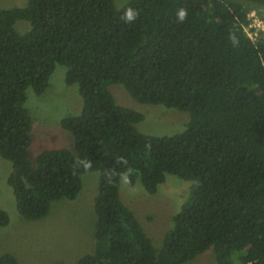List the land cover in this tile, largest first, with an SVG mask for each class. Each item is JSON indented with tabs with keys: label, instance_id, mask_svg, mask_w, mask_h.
Returning <instances> with one entry per match:
<instances>
[{
	"label": "trees",
	"instance_id": "obj_1",
	"mask_svg": "<svg viewBox=\"0 0 264 264\" xmlns=\"http://www.w3.org/2000/svg\"><path fill=\"white\" fill-rule=\"evenodd\" d=\"M248 17L229 0L0 7V157L12 164L7 184L19 216L45 219L54 203L79 197L87 173L98 172L94 251L75 264H187L211 250L218 264H264V39L250 37ZM18 21L29 30L20 34ZM58 65L83 101L80 114L61 121L74 151L47 149L32 161L27 91L43 94ZM112 85L141 104L189 113L186 129L140 132L144 115L119 105ZM167 175L190 187L157 249L120 187L140 180L154 195ZM10 222L0 207V227ZM0 264L21 263L5 253Z\"/></svg>",
	"mask_w": 264,
	"mask_h": 264
},
{
	"label": "rangeland",
	"instance_id": "obj_2",
	"mask_svg": "<svg viewBox=\"0 0 264 264\" xmlns=\"http://www.w3.org/2000/svg\"><path fill=\"white\" fill-rule=\"evenodd\" d=\"M122 8L130 0H114ZM243 5L249 15L264 22V4L258 1L229 0ZM27 0H0V7L12 9L25 7ZM16 30L23 34L30 28L27 21H18ZM264 39L263 36H259ZM66 68L58 65L51 76L48 89L41 95L28 89L27 108L32 120L33 144L29 156L35 161L39 153L47 149L74 151V138L61 126L68 116L80 114L82 98L76 85L65 81ZM117 103L144 115L137 125L140 132L152 136H172L182 133L190 114L160 105L141 104L120 85L109 87ZM12 164L0 157V207L11 218L10 225L0 227V255L11 253L21 264H75L83 256L91 254L95 246L97 215L94 208L98 193L99 173L90 172L83 177V187L74 201L63 200L53 204L50 214L40 221H27L19 216L15 197L8 186ZM190 183L167 175L166 182L156 194H148L139 180L128 186L121 180V197L136 215L155 248L160 249L176 215L189 193ZM187 264H218L213 250L198 256Z\"/></svg>",
	"mask_w": 264,
	"mask_h": 264
},
{
	"label": "built area",
	"instance_id": "obj_3",
	"mask_svg": "<svg viewBox=\"0 0 264 264\" xmlns=\"http://www.w3.org/2000/svg\"><path fill=\"white\" fill-rule=\"evenodd\" d=\"M248 18L250 25L246 30L253 40H257L260 35H264V22L256 17L255 14L249 15Z\"/></svg>",
	"mask_w": 264,
	"mask_h": 264
},
{
	"label": "clouds",
	"instance_id": "obj_4",
	"mask_svg": "<svg viewBox=\"0 0 264 264\" xmlns=\"http://www.w3.org/2000/svg\"><path fill=\"white\" fill-rule=\"evenodd\" d=\"M179 15H180V18L183 19L184 16H185V12H184L183 10H181V12L179 13ZM125 18H126L127 20H129V21L133 19V13H132V10H129V11L126 13Z\"/></svg>",
	"mask_w": 264,
	"mask_h": 264
}]
</instances>
